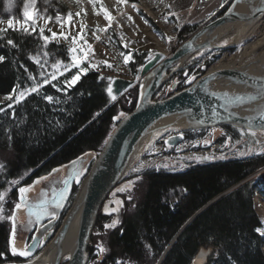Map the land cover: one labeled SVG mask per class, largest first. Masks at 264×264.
Segmentation results:
<instances>
[{
  "label": "trees",
  "instance_id": "1",
  "mask_svg": "<svg viewBox=\"0 0 264 264\" xmlns=\"http://www.w3.org/2000/svg\"><path fill=\"white\" fill-rule=\"evenodd\" d=\"M194 31L195 27L184 28L179 38ZM36 42L32 36L14 31L0 34V56L5 57L0 62V98L12 95V100L0 106L5 109L0 113V164L4 165L0 192L8 181L25 177L22 185L28 186L85 153L99 154L115 129L116 116L128 114L136 106L133 96H123L111 104L105 84L86 65L70 69L38 93L14 103V89L18 93L32 86L30 74L33 77L35 64L28 54L37 48ZM131 57L129 67L133 70L142 54L132 53ZM81 69L88 71L85 74ZM77 72L80 79L67 87L65 80ZM45 96L54 101L48 102ZM9 104L13 107L8 108ZM262 167L264 154L198 163L177 172L156 170L131 176L107 197L108 202L121 200L119 222L104 230V224L112 222V214L101 208L94 230L97 235L92 236L87 254L92 246L102 243L107 251L99 264H115L117 260L191 264L199 249L210 248L213 253L206 264H264L262 225L252 201L256 193L264 199V179L243 183ZM121 188L124 191H117ZM15 196L14 191L8 200L15 201ZM8 234L9 225L0 223V264L8 259Z\"/></svg>",
  "mask_w": 264,
  "mask_h": 264
},
{
  "label": "rangeland",
  "instance_id": "2",
  "mask_svg": "<svg viewBox=\"0 0 264 264\" xmlns=\"http://www.w3.org/2000/svg\"><path fill=\"white\" fill-rule=\"evenodd\" d=\"M229 1L230 0H162L161 2V0H127V3L118 5L117 0H96L95 4L90 3L89 0H79V2H77V0H34V3L33 0H0V20L4 21V23H0V29H4V32L14 31L23 36H32L38 41L36 42L37 48L28 54L30 62L35 64L34 80L31 79L32 86L34 82L37 86H44L45 79L49 80V83L52 82V73H55L58 78L69 71L64 70V66L70 63V56L72 55L68 52L69 47H75L77 49V52L74 54L83 55V53L80 52V48H86L87 45H91L94 54H89L86 59L81 61L80 66L86 65L91 71L97 73L99 77H104L102 81L106 89L109 86L108 78H111V80L135 81V84L115 101H112L110 97H108L111 104H113L123 96H125L126 99L133 96L136 99L137 105L141 89L145 83L144 80H142L143 78H135V72L140 70L155 53L170 57L183 43L181 41L182 37H190L200 28L222 16L229 9L234 0H231V2ZM26 2L30 4V11L32 13V18L28 21L27 33L19 28V24L17 23V21L23 22V7ZM222 3L224 4L223 8L220 7ZM133 4L136 5V8L132 7ZM166 5H170V7H166ZM104 11L109 13L111 22L105 19ZM68 13L72 14L71 18L68 17ZM77 13H79V15H77ZM213 13H215V15H213ZM58 15L61 18L59 21L56 20ZM129 16L131 20L128 19ZM49 17H51L50 21L48 20ZM8 19H13L14 29L7 28ZM33 20H35V31L32 30ZM253 26L254 28L248 33L245 40L240 44H235L230 49L219 50L208 47L196 52L188 60L185 59L186 61L184 60V62H182L183 65L179 66V64H176L167 68L163 77V82L154 92L152 100L160 101L171 97L175 93L189 87L200 76L215 70L222 63H226L230 59L239 56L246 47L252 45L254 40L264 35V18ZM189 27H195V31L191 34H183L181 38H179L178 34L180 31ZM41 28L44 29L43 34L45 36L51 38L52 33H56V37L45 42L40 35ZM49 29H51V31H49ZM236 32H238V30L228 32L227 29L223 28V30L220 31L221 36L218 37L217 40L215 39L214 45L216 47H226L230 45L235 39ZM63 36H67L68 39H63ZM80 36H82L83 39L78 38L75 45L71 44L73 37ZM125 45H127V47H125ZM45 53H47V55H45ZM121 53L125 55H132V53L142 54L139 65L131 70V67H129L130 60L128 64L125 65ZM30 57H36L39 62L37 63V60H33ZM257 57H259V53L252 55L251 60ZM104 61H107L112 67H108ZM57 62H60L59 66L53 67ZM41 65H43V68H41ZM92 65H94V67ZM42 72L43 76L41 75ZM192 77H195V79H192ZM189 80H191L190 83L188 82ZM41 87L42 86L38 87V89ZM8 101L9 100L6 98H0V106L8 103ZM126 115L127 114L123 113V115H121V113H119L116 116L114 119L115 128L118 122ZM164 124L167 125V123H163V125ZM178 135L182 137L181 141L177 142L172 147H167L165 145V141ZM90 154L92 157L87 166L81 173L79 172L72 177L70 189L62 205L65 206L67 202L65 212L61 219L53 225L56 230L53 232L48 229L45 232V234L47 233V239L45 238L43 241L40 251L26 264H44L39 263V260L46 256V251L49 245L54 241L62 220L69 211L73 209L79 190L87 177L89 167L93 159L98 155L95 153ZM262 154H264V131L247 132L230 127H216L198 131L187 130V128L177 129V127L155 129L148 136H144L136 147L120 182L134 175H143L148 171L160 170L163 172H177L198 163L223 162ZM65 165L56 169L60 171ZM134 169L139 170L134 171ZM52 173H54L53 170L46 175L36 178L28 186L22 185L25 177L18 180V184H8L2 191L5 195V199L2 205H0L3 208V211L0 212V223H7L11 228V217L15 215L18 219L23 220L22 214L32 211L31 208L35 207L37 200L45 197L42 191L38 193L37 187L34 185L35 182L37 179L44 178L45 176L48 177ZM27 176H30V174ZM77 176L79 177L78 183L75 182ZM263 179L264 167L245 179L243 183L260 182ZM20 187L29 188L30 190L25 194L26 204H23L22 207L17 210L15 205L21 203L19 193ZM14 191L16 192L15 201L10 202L8 197ZM54 191V194H56V189ZM131 191H133V189H131L130 192ZM51 196L49 195L48 199H50ZM106 201L107 198L101 208L107 209V214H112L109 221L117 220V216H119V211L121 210V200H115V198H113L110 199V202H108L109 200ZM252 201L255 213L262 225L260 233H264V199L256 193L253 195ZM8 207H10L9 211ZM118 212L119 214L117 215ZM104 219L107 220L106 218ZM99 220V216H97L89 243H91L92 236L97 235V231L95 232L94 230ZM111 223L109 222L106 224ZM41 224L34 225L32 231L35 228L38 230V227L43 228L46 226L44 225L41 227ZM104 226V230L107 231L109 228H105ZM261 236L264 241V235ZM9 241L7 247L12 254L11 247L14 245H12L10 238ZM15 247L20 248L17 245ZM88 247L91 246L88 244ZM20 249L18 250L22 251V247ZM96 251L97 246L94 248L92 246L91 253L87 254L88 259L86 264H93L97 259L101 261L103 254L98 258L96 256ZM262 251L264 253V244ZM68 257L69 255L66 253L61 256L59 264H66L69 260ZM207 259L203 260V264L207 263ZM198 260L199 259L194 258L191 264H196L197 262V264H199V261H202V259ZM123 264L133 263L125 261Z\"/></svg>",
  "mask_w": 264,
  "mask_h": 264
},
{
  "label": "water",
  "instance_id": "3",
  "mask_svg": "<svg viewBox=\"0 0 264 264\" xmlns=\"http://www.w3.org/2000/svg\"><path fill=\"white\" fill-rule=\"evenodd\" d=\"M237 1L234 0L229 9L221 17L200 28L190 37H182L181 41L183 43L170 57L165 58L162 54L155 53L140 70L135 72V78H143L142 80H144L146 86L144 85L141 89L136 107L118 122L115 130L110 135L111 139H107L108 143L104 144L102 150L93 159L89 167L87 177L81 186H84V196L75 249L66 264H86L88 259V244L102 204L122 179L131 157L139 144L140 138L151 134L150 128L158 122L169 117H178L185 119L189 123L187 130L198 131L216 127H230L247 132L264 131V104L251 116H239L233 112L236 108L264 99V78H254L242 71L219 70L209 74L205 73L189 87L175 93L171 97L160 101L152 100L154 92L163 82L167 68L179 64L181 60L187 59V57L194 55L200 50L213 47L207 42L197 43L201 36L222 26L226 22L238 20L251 22L253 20L256 21L264 15V5L252 10L249 15L237 12ZM225 48L220 47L217 49L222 50ZM218 77H227L234 84L257 89L259 94L256 96L238 95V97L209 91L207 89L208 85ZM134 84L135 81L112 79L109 86H111L113 90L112 94L116 97V100ZM241 97L243 99H240ZM166 127L169 126L167 125ZM158 129H162V127ZM152 131L154 130L152 129ZM181 138L180 135L170 138L165 145L172 147L181 141ZM83 156L73 160L76 161L75 164L71 161L62 167L60 171H56L48 177L45 176L44 178L37 179L34 185L37 187L38 193L42 191L45 197L37 200L35 207L31 208L32 211L22 214L23 220L18 219L14 215L15 219H12L11 222L10 238L14 246L25 240L34 225H40L45 220L52 219L43 228L38 227L36 235L25 249L29 250L31 254L25 258L33 256L38 240L54 224V220L70 189L72 177L79 172L81 173L92 157L90 153H86ZM66 180L68 181L67 185L64 183ZM77 180H79L78 176L76 177V183H78ZM45 185L49 186V188L46 186V189ZM55 189L56 194H54ZM49 195H52L50 199H48ZM61 195H63L62 200ZM69 213L62 220L55 239L62 236L65 232ZM13 224H15L14 242ZM16 249L18 248L16 247ZM211 253V249H199L195 259L205 260Z\"/></svg>",
  "mask_w": 264,
  "mask_h": 264
},
{
  "label": "bare ground",
  "instance_id": "4",
  "mask_svg": "<svg viewBox=\"0 0 264 264\" xmlns=\"http://www.w3.org/2000/svg\"><path fill=\"white\" fill-rule=\"evenodd\" d=\"M237 2L238 3L236 6V11L239 13L245 14V15H249L252 10H255L261 5H264V0H238ZM263 18H264V15L260 17L259 19H257L256 21L253 20L251 22L239 21V20L226 22L222 26L201 36L197 43L207 42L210 46H213L214 48L217 49L220 47H216L214 45L215 39L217 40V38L221 36L220 31L223 30V28L227 29L228 32L238 30V32H236V36L233 42L230 45L226 46L225 49H222V50L230 49L235 44L242 43L247 37L248 33L254 28L253 25H255L257 22H260ZM256 53H259V57L255 59L253 58L251 60L252 55ZM164 57L166 58L167 56H164ZM190 57H187L186 60H188ZM182 62H184V60H181L179 62V66L183 65ZM236 66H239V67H236ZM219 70H238L254 78H264V35L254 40L252 45L249 47H246V49H244L239 56H236L235 58L230 59L226 63H222L218 68H216L215 70L209 71L207 73L209 74V73H213ZM207 89L214 93H225L227 95H234V96H238V95L256 96L259 94L257 89L249 88L244 85L234 84L227 77H224V78L218 77L217 79H214L208 85ZM263 104H264V99L256 101L254 103L247 104L240 108H236L233 110V112L234 114L239 115V116H251V115H254V113L257 110H259ZM163 123H167L169 127H173V128L177 127V129H185L188 127V124H189L185 119H181L178 117H169L167 119L161 120L156 125L151 127L150 132H153L152 129L155 130L160 127L166 128L167 125L166 124L163 125ZM142 139L143 138L141 137L139 140V143L142 141ZM46 186L47 185H45L44 187ZM47 188H49V186H47ZM83 196H84V186L80 188L76 201L74 202L73 209L70 211L68 215L67 228L65 232L62 234V236L58 237L57 239H54V241L49 245L46 251V256H44V258L39 260V263L59 264L61 256H63L65 253L68 254L69 255L68 258H70L71 254L73 253L75 249V243H76V239L78 235ZM24 243H25V240L16 245L20 248L21 247L23 248ZM203 260L204 259H202V261L200 260L199 264H203Z\"/></svg>",
  "mask_w": 264,
  "mask_h": 264
},
{
  "label": "snow or ice",
  "instance_id": "5",
  "mask_svg": "<svg viewBox=\"0 0 264 264\" xmlns=\"http://www.w3.org/2000/svg\"><path fill=\"white\" fill-rule=\"evenodd\" d=\"M77 2H79V0H77ZM89 2L95 4L96 0H89ZM161 2H162V0H161ZM33 3H34V0H33ZM125 3H127V0H117V4H118V5H119V4H125ZM132 7H133V8H136V5L133 4ZM166 7H170V5H166ZM220 7L223 8V7H224V4L222 3V4L220 5ZM97 14H98V13H97ZM71 15H72L71 13H68V17H69V18H71ZM77 15H79V13H77ZM213 15H215V13H213ZM104 17H105L106 20H108L109 22H111V17L109 16V13H108L107 11H104ZM23 18H24V19H23V22H19V21H17V23L19 24V28L23 29V31L27 33V32H28V21H29V19L32 18V13H31V11H30V4L27 3V2L24 4V7H23ZM60 19H61V18H60V16L58 15V16L56 17V20L59 21ZM128 19L131 20V17L129 16ZM48 20L50 21V20H51V17H49ZM0 23H4V21L0 20ZM61 26H62V25H61ZM7 28H8V29H14V21H13V19H8V20H7ZM32 30L35 31V20H33V23H32ZM82 30H83V29H82ZM4 31H5L4 29H0V34H2ZM49 31H51V29H49ZM105 31H106V29H105ZM43 33H44V29L41 28V29H40V35H41V38H42L45 42H47V41H48L49 39H51V38H55L56 35H57L56 33H52V37L50 38V37H48V36H45ZM78 38H79V39H83L82 36H80V37H73L72 40H71V44L75 45V44L77 43V39H78ZM63 39L67 40L68 37H67V36H63ZM97 39H98V37H97ZM7 43H8L9 45H12L13 47L16 46V45L13 43L12 40H8ZM125 47H127V45H125ZM68 52H69L70 54H72V55L70 56V63H68V64H66V65L64 66V70H65V71H68V70H70L71 68H78V67L80 66L82 60L86 59L87 56H88L89 54H94L91 45H87L86 48H84V47H81V48H80V52L83 53V55H77V54H74V53L77 52V49H76L75 47H69ZM45 55H47V53H45ZM121 55L123 56V62H124L125 65H127L128 62H129V60L132 59V57H131L130 54L125 55V54L121 53ZM30 58L33 59V60H37L36 57H30ZM4 59H5L4 56H0V62H3ZM38 62H39V61L37 60V63H38ZM59 63H60V62H57V64H54L53 67H58V66H59ZM104 63L107 64L108 67H112V65H111V64H108L107 61H104ZM92 66L94 67V65H92ZM41 68H43V65H41ZM81 71H83V72L86 74L87 71H88V69H81ZM41 75L43 76V72L41 73ZM186 75H187V74H186ZM30 78L34 80V78L31 77V74H30ZM56 79H57L56 74H55V73H52V74H51V80H56ZM79 79H80V74H79V72H77V73H75V74L71 77L70 80H65L64 83H65V85H66L67 87H71V86L74 85ZM99 79L102 80V79H104V77H99ZM108 79H109V83L111 84V78H108ZM192 79H195V77H192ZM188 82L190 83L191 80H189ZM48 83H49V80L45 79V80H44V84L46 85V84H48ZM40 86H43V85H40ZM40 86H37V85L35 84V82H34L33 86H32L30 89H25V90L19 91L18 93H16V89H14V90H13V94L16 95V101H15L14 103H19V102H21V100H22L23 98H25V97H26L28 94H30V93H38V87H40ZM53 87L55 88L56 85H53ZM56 90H57V91H62V89H60V88H56ZM112 91H113V90H112L111 86H109V87L107 88V93H108V95L111 97L112 100H115L116 97L112 94ZM6 99H8V100H12V95L7 96ZM44 99L47 100V101L50 102V103L54 101V98H53L52 96H45ZM240 99H243V98L241 97ZM56 102L58 103L59 101H56ZM7 107H8V108H12V107H13V104H9ZM4 111H5V109L0 108V113H2V112H4ZM96 115H99V113H97ZM121 115H123V113H121ZM12 116H13V118H15V112H14V111H13V113H12ZM109 139H111L110 136H109ZM104 143L107 144L108 141L105 140ZM165 143H168V141H165ZM196 159H199V158H196ZM72 163L75 164L76 161H73ZM2 170H4V165H3V164H0V171H2ZM138 170H139V169H134V171H138ZM56 171H59V169H53V172H56ZM77 182H79V180H77ZM8 183L11 184V185H15V184H18L19 181H18V180H12V181H8ZM64 183H65V185H67L68 181L66 180V181H64ZM29 190H30L29 188H25V187H20V188H19V193H20L21 203H17V204L15 205V208H16L17 210L20 209V208L22 207L23 204H26V197H25V194H26ZM117 191H124V189L121 188V189H118ZM4 199H5V195H4V193L0 192V205H2V202L4 201ZM62 199H63V195H61V200H62ZM57 206L59 207V205H57ZM2 211H3V208H2V206H0V212H2ZM106 213H107V209H106ZM108 214H110V213H108ZM11 219L14 220L15 217L13 216V217H11ZM118 222H119L118 220H114V221H112L111 224H105L104 227H105V228H114ZM257 231L259 232L260 230L257 229ZM261 235H264V233H261ZM14 238H15V224H13V242H14ZM106 251H107V249L103 246L102 243H101V244H98V245H97L96 256L99 258V257H100L102 254H104ZM11 252H12L13 255H17V254H18V255H20L21 257H28V256L31 254L29 250H24V251H19V252H17V249H16L14 246L11 247ZM0 255H2V254H0ZM93 264H99V259H97L96 261H94ZM115 264H123V262H122L121 260H117V261L115 262Z\"/></svg>",
  "mask_w": 264,
  "mask_h": 264
},
{
  "label": "flooded vegetation",
  "instance_id": "6",
  "mask_svg": "<svg viewBox=\"0 0 264 264\" xmlns=\"http://www.w3.org/2000/svg\"><path fill=\"white\" fill-rule=\"evenodd\" d=\"M66 205H67V202H66L65 206H62V208L58 212V215H57L56 219L54 220V224L57 223L61 219L62 215L65 212ZM51 221H52V219L45 220L44 222H42L41 227L46 225L47 223H50ZM53 225L51 226V228L49 230H52L54 232L56 230V228ZM36 232H37V228H35L33 231H31L29 233V235L26 237L25 243H24V247L22 248V251H24L26 249L27 245L32 241L33 237L36 235ZM46 236H47V233L43 234L42 237L38 240L37 247H36V249H35V251L33 253V256L31 258L21 257L18 254L17 255H13V254L10 253V251L8 250V247H7L8 259H6L7 262H5L3 264H26L27 262L31 261L34 258V256H36V254L40 251L41 246H42L43 241L46 238ZM9 238H11V228L10 227H9V234H8L7 244H9ZM1 257H3V255H1Z\"/></svg>",
  "mask_w": 264,
  "mask_h": 264
}]
</instances>
